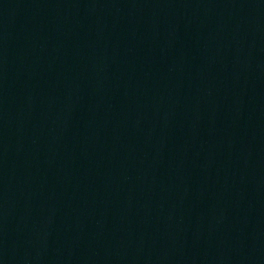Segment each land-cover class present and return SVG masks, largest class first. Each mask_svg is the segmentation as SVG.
I'll list each match as a JSON object with an SVG mask.
<instances>
[{"label":"water","instance_id":"obj_1","mask_svg":"<svg viewBox=\"0 0 264 264\" xmlns=\"http://www.w3.org/2000/svg\"><path fill=\"white\" fill-rule=\"evenodd\" d=\"M0 181L136 264H264V0H0Z\"/></svg>","mask_w":264,"mask_h":264}]
</instances>
